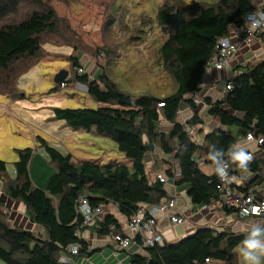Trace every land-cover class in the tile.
<instances>
[{
	"label": "trees",
	"instance_id": "obj_1",
	"mask_svg": "<svg viewBox=\"0 0 264 264\" xmlns=\"http://www.w3.org/2000/svg\"><path fill=\"white\" fill-rule=\"evenodd\" d=\"M255 1L217 0L199 7L191 17L181 11L170 13L159 9L158 25L169 36L160 48V58L176 84V92L169 97L156 99L126 94L103 72L92 81L87 74L75 76V81L87 86L88 95L97 103V108H55L52 120L64 122L73 131L109 138L132 162V167L76 161L71 154L61 153L41 138L38 141L47 155V164L55 169L43 186L35 184L30 173L36 150L17 151L19 159L14 164V179L8 175L7 164L0 160L4 195H0L2 262L74 264L72 261L62 263L60 257L67 255L68 248L77 243L81 247L79 256L88 254L87 243L75 237L81 224L76 212L81 196H87L93 206L114 203L126 217L134 213L138 205L158 204L167 198L165 186L151 182L146 175L145 156L155 149L174 156L180 171L176 184L188 187V197L194 207L218 199L215 175H205L191 159L195 154L215 156L217 159L211 158L210 164L224 161L238 169L231 161L234 152L231 148L237 138L247 133L264 137V61L235 67L236 71L240 68L242 71L232 79L231 91L214 103L206 99L210 105L208 114L219 128L206 135L203 146L191 142L177 117L186 107L195 112L188 124L197 122L196 106L190 95L200 90L205 64L215 52L218 40L230 36L232 29L244 24L248 13L255 8ZM31 5L39 10H31ZM63 27L70 30L42 0H0L1 95L16 100L23 97L18 81L49 55L44 45L52 38H55L51 41L53 46L73 50L76 55L69 56L72 67L82 69L81 53L76 45L78 38L71 33L65 35ZM68 78L69 75L62 82L67 86L71 82ZM59 86L61 83L57 89ZM158 103H163L164 107L158 109ZM163 122L171 126L169 131H160L159 125ZM261 150L263 157L249 163L247 172L255 177L245 183L247 190L261 186L264 189V144ZM169 177L173 178V174L169 173ZM5 197L22 203L29 222L42 227L45 234L35 235L8 221L3 211ZM110 226L120 227L114 218L108 217L95 231L106 236L110 234ZM248 236L231 231L214 234L213 230L201 229L174 244L146 248L143 254L132 255L130 264H238L235 250Z\"/></svg>",
	"mask_w": 264,
	"mask_h": 264
},
{
	"label": "rangeland",
	"instance_id": "obj_2",
	"mask_svg": "<svg viewBox=\"0 0 264 264\" xmlns=\"http://www.w3.org/2000/svg\"><path fill=\"white\" fill-rule=\"evenodd\" d=\"M42 1L54 9L63 23L69 26V31L63 27L65 35L71 33L77 36L76 45L79 47L78 53H81L83 73L72 67L69 56L76 55L73 50L62 46L57 47L61 51L48 52L55 38L44 45L49 55L32 72L20 79L19 88L25 96L16 100L0 94V160L7 164L8 175L13 176L14 164L19 159L17 151H38V139L41 138L61 153L71 154L76 161L131 168L132 162L118 150L112 140L85 131H73L64 122L51 120L53 109L97 108V103L88 95L87 86L75 81V76L80 74L89 75L92 81L103 72L120 91L134 97L164 99L173 95L176 84L164 69L160 58V48L169 36L158 25L157 13L162 8L170 13L181 11L186 17H191L202 6L217 0ZM30 9L37 11L39 7L31 5ZM61 70L70 72L68 79L71 82L66 88L59 86L57 89L55 76ZM181 114L180 120H186V125L189 118ZM203 114L205 111H202ZM208 124L210 121L207 120L205 126ZM159 129L161 132L169 131L171 126L163 122ZM210 131L209 127L208 134ZM40 150L41 157L47 161L45 151ZM32 164L30 173L37 184ZM202 171L206 175L213 174L211 166H202ZM36 172L41 175L45 173L39 165ZM16 210L15 207L13 210L7 209V212L4 210L8 221L11 222L12 217L18 225L27 227V221L23 223ZM32 230L35 235H39L35 228ZM235 253L237 263L244 264L238 248ZM0 264L5 263L0 260Z\"/></svg>",
	"mask_w": 264,
	"mask_h": 264
},
{
	"label": "built area",
	"instance_id": "obj_3",
	"mask_svg": "<svg viewBox=\"0 0 264 264\" xmlns=\"http://www.w3.org/2000/svg\"><path fill=\"white\" fill-rule=\"evenodd\" d=\"M230 34L237 36L239 38L238 42H233L231 35L220 38L217 42L215 52L206 62L204 68L205 76H209L213 72L222 75L220 82L223 84V92L219 101L228 91H231L232 79L240 74L234 67V61L239 50L249 49L255 43L264 44V3L255 4V8L246 16L244 24L238 29H232ZM79 71L83 73V69H79ZM210 83L213 86H217L216 80L210 81L209 85H211ZM66 86L65 83H61V88H66ZM202 86L203 83L198 92L190 95V99L193 100L196 106L198 114L197 122L193 125H189L188 123L182 125L191 142L197 146L204 144L209 127L211 128L210 133L214 129L219 128L218 125L213 126L214 128L210 124L205 126L209 118L211 121L213 120L208 114L210 105L207 104L206 99L200 94ZM156 107L158 109L162 108L164 104L158 103ZM199 107L204 109L205 114L202 115ZM249 137H251L250 141L248 140ZM244 143L245 145H251L252 148L246 147V150L252 156L253 160L256 159V149L262 153L261 146L264 144V137L257 138L253 133H247L246 135L239 136L231 149L236 151L243 147ZM161 153L162 161H166L161 170H156L155 161L150 166L145 167V169L146 175L151 182H160L166 185L171 178L169 177V173H172L173 178H176L180 176V171L172 154H165L162 151ZM191 160L198 168H202V166L209 163V160L200 157L198 154L193 155ZM218 165L228 172V176L224 180H221L214 171ZM210 166L216 177L218 199H213L209 204H203L197 207L191 205V209H194L192 213L187 210L186 207L188 205L186 203L185 205L178 203L179 195L166 198L158 204H141L137 206L134 213L125 218L126 225L124 229H117L115 226H110V234L107 236L113 239L118 245L119 250L126 251L131 247H135L139 254L146 248H154L156 245L165 244V234L162 227L164 222L173 227L184 226L189 223L193 215L203 216L205 213H211L216 208V205H219L225 213L233 214L241 220L257 217L264 218V196L259 193V187L252 190L246 189V184L242 180L243 171L235 169L224 161L215 164L212 163ZM104 206H113L118 210V206L114 203L93 206L87 196H81L78 199L76 212L81 218V224L75 233L77 239L82 240V229L93 226L100 227L101 224H104L105 220L110 216H107ZM80 252L81 247L78 243L71 245L68 248V254L62 255L60 261L62 263H70V257L77 256ZM206 262L208 263L209 260H206Z\"/></svg>",
	"mask_w": 264,
	"mask_h": 264
},
{
	"label": "crops",
	"instance_id": "obj_4",
	"mask_svg": "<svg viewBox=\"0 0 264 264\" xmlns=\"http://www.w3.org/2000/svg\"><path fill=\"white\" fill-rule=\"evenodd\" d=\"M260 3H264V0H256L255 1V4H260ZM231 40L233 42H238L239 38L237 36H235L234 34H232ZM58 49H59V51L62 50V49L54 47V46L49 47L47 50H48V52L52 51L51 53H53V52H57ZM69 49H71V48H69ZM71 51H72V49H71ZM261 61H264V44H261V43L256 44L255 43L249 49H240L239 50V53L236 56V59L234 61V67H237V66L243 67L246 65H255ZM35 67H37V66H35ZM32 70H30L27 74L32 72ZM240 70H241V68H240ZM27 74H25L24 76H26ZM24 76H22V77H24ZM221 78H222V75L220 73H217V72H213L209 76L204 77L201 92H202V96L205 99L209 98L210 100H212V102L219 101V99L221 98V94L223 92V84H222V82H220ZM20 79L18 81V87L20 85L19 84ZM214 80H216L217 86H213L211 83L210 84L212 86L209 85V82L214 81ZM22 95H23V97L25 96L24 94H22ZM199 109L201 111L204 110L202 107H199ZM180 112H182V114L180 116L185 117V118H189L188 119L189 121L192 119V117L194 116V113H195V112H193V110L186 108V107L182 108V110L179 111V113ZM52 117H53V114H52ZM52 117H51V120H52ZM185 121L186 120L181 121L179 114H178L177 122L180 123L181 125H185ZM209 121H210V126H212V128H214L213 126L217 125L215 121H212V122H211V120H209ZM226 130H229V128ZM243 146H245V148L246 147L252 148L251 145H245L244 144ZM40 151L41 150L39 148V150L35 152V153H38L39 155H35L33 162H32L33 163L32 165H33V168L35 171L34 172L35 173L34 179H35L36 183L39 186H43L46 183L48 177L50 175H52L53 173H55V169L53 167H50L49 164H47V161L43 160V158L41 157ZM161 151L162 150H160V149H155L152 152H149L145 156V159H144L145 167L150 166L151 163H154V161H155L156 170H161V168L166 163V161L165 162L162 161ZM261 157H263V153H261L258 149H256L255 150V158L260 159ZM204 158L210 161L212 157L210 155H207ZM82 162H87V161H82ZM38 165L43 167V169L45 171V173L43 175L36 172V168L38 167ZM96 165H99V164H96ZM114 165H117V164H114ZM99 166H103V165H99ZM206 166H210V163H207ZM131 167H132V165H131ZM200 170L202 171V168H200ZM202 173H203V171H202ZM212 175L213 174L207 175V176H212ZM9 177L11 179L15 178V170H14V175L12 176L11 174H9ZM254 177H255V175L250 173V172L246 171V172L242 173V180L245 183L251 181ZM179 179H180V176H178L176 178H170L168 184L164 185L165 191L167 193V198L174 196V195H179L178 203L180 205L181 204L185 205V203H186L189 206V207L188 206L186 207L187 210L192 213V212H194L193 211L194 209L193 210L191 209L192 203L188 197L189 189L186 186L185 187H182L180 185L178 186L176 184V181H178ZM2 188H3V183L0 180V195L3 197L4 195L2 194ZM259 190H260L259 193L264 196V189L262 186L259 187ZM3 203L5 204L4 210L6 212H7V209L13 210V208L15 207V209H17L16 210V213L18 214L17 216L21 217V220L23 223H25V221H27V224H28L27 227L18 225V223L13 221V218L11 217V223L14 226H20V227H22L28 231H31V232H33L32 229L35 228L40 236H43L45 234L44 229L42 227H40L38 225H33L29 222V220L25 214V211H26L25 207L22 203L14 202V201L10 200L9 198H6V199L3 198ZM215 207L216 208L211 213H205L203 216L193 215L192 218L190 219L189 223L184 225V226L173 227V226H170L168 223L164 222L162 224V227L164 229L163 231L165 234V243L174 244L183 238H186V237H189V236L195 234L198 230H201V229L213 230L214 234L222 233L224 231H231L234 234H249L250 235L254 228H258L260 225H261V227H259L260 229L264 228V222H263L264 218H258L257 217V218H250V219H246V220H241L239 218H236L233 214L225 213L224 210L221 209L219 205H216ZM104 209L107 212V216L110 215L109 217L114 218L118 222L120 229L125 228L126 216L122 215L113 206H104ZM193 214H195V213H193ZM96 229H97V227H95V226L88 227L86 230H84L82 232V240H84L87 243L88 254H86L85 256H79V254L77 256H71L70 257L71 261L74 262V264H130V257L134 254H138L137 249L135 247H131L129 250H126V251L119 250L118 245L113 241L112 238L108 237L107 235L102 236V235L97 234V232L95 231ZM235 252H236V250H235ZM139 254H143V253L141 252ZM215 264H217V263H215ZM219 264H225V263L220 262Z\"/></svg>",
	"mask_w": 264,
	"mask_h": 264
},
{
	"label": "clouds",
	"instance_id": "obj_5",
	"mask_svg": "<svg viewBox=\"0 0 264 264\" xmlns=\"http://www.w3.org/2000/svg\"><path fill=\"white\" fill-rule=\"evenodd\" d=\"M248 140L250 141L251 137ZM212 159L216 160L217 157L213 156ZM251 160L252 156L248 153L245 146L234 151L231 155L233 164L243 172L248 170ZM214 171L221 180L228 176L227 170L219 165ZM238 250L243 257L244 264H264V229L254 228L251 234L243 241L242 246H238Z\"/></svg>",
	"mask_w": 264,
	"mask_h": 264
},
{
	"label": "water",
	"instance_id": "obj_6",
	"mask_svg": "<svg viewBox=\"0 0 264 264\" xmlns=\"http://www.w3.org/2000/svg\"><path fill=\"white\" fill-rule=\"evenodd\" d=\"M69 75L68 71L65 70H61L56 76H55V83L59 84L62 83L63 81H65L67 79Z\"/></svg>",
	"mask_w": 264,
	"mask_h": 264
}]
</instances>
